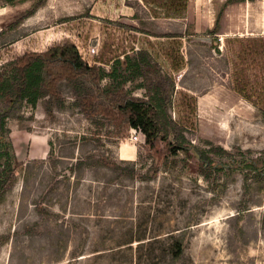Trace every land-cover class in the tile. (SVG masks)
Returning a JSON list of instances; mask_svg holds the SVG:
<instances>
[{
	"label": "rangeland",
	"instance_id": "obj_1",
	"mask_svg": "<svg viewBox=\"0 0 264 264\" xmlns=\"http://www.w3.org/2000/svg\"><path fill=\"white\" fill-rule=\"evenodd\" d=\"M260 34L264 0H189L172 16L146 0H0V65L69 40L90 65L108 70L103 51L123 60L134 47L171 71L165 51L178 47L176 104L182 92L196 98L185 143L210 159L169 155L163 142L150 151L143 133L124 134L100 116L98 124L63 80V109L47 114V96L8 119L18 165L0 188V264H264V182L244 189L245 162L264 160V113L234 88L235 39ZM176 240L183 252L174 260Z\"/></svg>",
	"mask_w": 264,
	"mask_h": 264
},
{
	"label": "trees",
	"instance_id": "obj_2",
	"mask_svg": "<svg viewBox=\"0 0 264 264\" xmlns=\"http://www.w3.org/2000/svg\"><path fill=\"white\" fill-rule=\"evenodd\" d=\"M146 1L166 8V15L172 16L185 13L189 0ZM43 3L44 1L40 5ZM168 36L174 38L176 35ZM235 41L239 44V51L234 88L254 105H261L264 113V36H248L237 38ZM170 48L167 47L165 51L166 58L172 69L179 70L184 58L180 55L178 47ZM132 50L131 53H124L123 60L119 56H106L103 51L98 60L103 62L102 64L110 65L107 70L103 65H90L83 59L75 44L63 40L48 47L46 51H27L0 65L1 189L14 179L18 165L17 159L10 151L8 119L24 104L35 108L39 100L47 96V114L53 115L54 106L63 109L65 98L60 88V82L63 80L72 88L76 104L88 118L97 122V116H100L124 134L129 129L141 131L145 137L144 144L150 151L156 152L157 144L163 142L168 145L169 155L177 156L179 152H184L196 154L202 162L210 161L206 152L185 143V133L189 128L185 125L187 122L184 121V115L187 110L195 109L192 104L196 98L188 97L182 92L176 104L175 76L165 70L147 48L133 47ZM260 78L262 80L258 81ZM105 79L109 81L102 85ZM135 89H144V94L134 96ZM177 105L179 117L174 118L172 110ZM210 152L221 157L230 155V152L222 147L210 149ZM100 162L115 169L119 168L114 161L101 159ZM203 164L200 170L206 175L209 167L218 171L225 169L224 166H215L211 162L208 168L207 163ZM244 165L248 169L244 186L245 192L248 193L249 180L264 182V160H247ZM248 209L247 204L243 203L239 212ZM173 246L172 256L177 260L183 252L182 241L176 240Z\"/></svg>",
	"mask_w": 264,
	"mask_h": 264
},
{
	"label": "crops",
	"instance_id": "obj_3",
	"mask_svg": "<svg viewBox=\"0 0 264 264\" xmlns=\"http://www.w3.org/2000/svg\"><path fill=\"white\" fill-rule=\"evenodd\" d=\"M255 36H264V34H262V35H261V34H260V35H255ZM165 58H166V57H165ZM166 60H167V63H168V65H169V68H170V70H171V71H168V72H170V73H172V74L174 75V72H175L176 70H174V69L171 68V66H170L169 61H168L167 58H166ZM44 137H45V136H43L42 138L44 139ZM45 138H46L45 140H46V143H47V137H45ZM40 144H41L40 141H38L37 144H35V149H34L35 151H37V149H38V147H39ZM36 147H37V148H36ZM130 154H131L132 156H134V155H135V150H134V151H131ZM131 158H132V157H131ZM132 159H133V158H132Z\"/></svg>",
	"mask_w": 264,
	"mask_h": 264
},
{
	"label": "built area",
	"instance_id": "obj_4",
	"mask_svg": "<svg viewBox=\"0 0 264 264\" xmlns=\"http://www.w3.org/2000/svg\"><path fill=\"white\" fill-rule=\"evenodd\" d=\"M137 134H141L142 135V132L141 131H139V130H135V129H133Z\"/></svg>",
	"mask_w": 264,
	"mask_h": 264
}]
</instances>
